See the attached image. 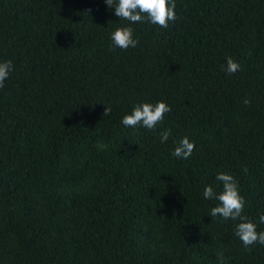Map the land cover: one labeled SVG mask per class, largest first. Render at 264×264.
I'll return each instance as SVG.
<instances>
[{"label":"trees","instance_id":"trees-1","mask_svg":"<svg viewBox=\"0 0 264 264\" xmlns=\"http://www.w3.org/2000/svg\"><path fill=\"white\" fill-rule=\"evenodd\" d=\"M175 2L168 28L131 24L139 45L122 50L111 34L129 22L105 0H0V63L14 65L0 89V264H219V251L264 264V245L245 249L239 221L203 197L230 174L244 215L264 214V0ZM228 57L242 70L229 75ZM157 102L172 111L155 129L123 125ZM185 136L186 160L172 155Z\"/></svg>","mask_w":264,"mask_h":264},{"label":"clouds","instance_id":"clouds-1","mask_svg":"<svg viewBox=\"0 0 264 264\" xmlns=\"http://www.w3.org/2000/svg\"><path fill=\"white\" fill-rule=\"evenodd\" d=\"M108 8L115 10V15L129 22L127 26H119L111 34V39L115 48L127 50L136 48L139 40L134 38V29L131 24L138 22H150L162 28H168L170 22L177 19L175 0H105ZM91 11V10H89ZM226 72L229 75L241 71V65L232 57L227 58ZM14 71L12 61L0 63V89L5 87V81L10 73ZM247 106L251 101L248 98L243 100ZM172 111L166 102L156 104L143 103L134 107L129 115L123 117L122 123L126 127H144L149 130L156 128L157 124L162 123L165 114ZM111 108L106 107L104 115H110ZM171 136V130L167 129L160 134L161 143H166ZM175 148L172 152L174 157L189 159L195 150V143L185 136L179 141H175ZM223 190L217 194L212 186L205 188L203 197L205 199L218 200V206L211 209V217H222L223 220L239 221L235 225V235L242 242L245 249H249L257 242L264 245V231H258V224H264V214L260 215L258 221L253 222L251 218L244 215L247 203L245 196L241 194L239 181L232 175L220 173L216 176ZM219 264H225L223 251L217 252Z\"/></svg>","mask_w":264,"mask_h":264}]
</instances>
